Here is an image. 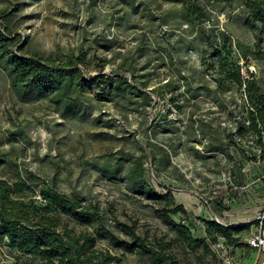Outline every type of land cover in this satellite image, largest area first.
I'll list each match as a JSON object with an SVG mask.
<instances>
[{
  "label": "rangeland",
  "instance_id": "374dc122",
  "mask_svg": "<svg viewBox=\"0 0 264 264\" xmlns=\"http://www.w3.org/2000/svg\"><path fill=\"white\" fill-rule=\"evenodd\" d=\"M263 30L238 2L0 0V31L12 41L0 53L57 69L72 61L86 81L65 95L74 106L63 103L62 116L51 97L17 92L2 59L0 179L31 178L37 206L46 184L100 208L107 235L95 247L117 264H258L248 241L264 209V105L256 131L245 89L254 80L264 93ZM101 75L132 89L106 95L93 85ZM138 179L161 198L138 193ZM124 227L150 252L130 251ZM33 262L0 242V264Z\"/></svg>",
  "mask_w": 264,
  "mask_h": 264
},
{
  "label": "trees",
  "instance_id": "16d2710c",
  "mask_svg": "<svg viewBox=\"0 0 264 264\" xmlns=\"http://www.w3.org/2000/svg\"><path fill=\"white\" fill-rule=\"evenodd\" d=\"M233 5L238 2V9L244 15L246 24L253 29L259 26L264 29V0H218ZM264 32V30H263ZM12 41L0 31L1 49ZM5 60V69L12 79L13 88L35 90L39 95L51 97L58 106L57 110L65 116V110L60 109L62 104L69 108L74 106L73 99H64L65 95L77 84L85 85L77 65L70 61L57 69L52 59L45 61L32 60L17 56L9 51L0 53V62ZM239 66V65H238ZM237 80L241 79L240 68L237 67ZM104 84L106 95L114 98L124 95L131 85L123 76L108 77L101 75L93 85ZM102 92V91H101ZM246 101L251 105L250 118L253 128L258 130V115L264 105V93L258 84L252 80L247 83ZM99 94H103L100 93ZM264 153V143L260 140ZM31 178L17 177L12 182L0 179V242L7 240L9 247L30 257L39 258V263L32 264H117L116 258L110 253L98 250L95 247L96 238L106 236L105 219L100 208L83 204L77 196H68L57 192L46 184L40 192L43 206L35 205V191L29 185ZM138 193L148 190V194L161 198L142 180L134 182ZM67 216L69 221L80 225H95V233L77 234L61 217ZM219 232L225 228L216 225ZM124 232L131 239V251L141 247L150 252L141 236L129 227ZM123 244L127 242L121 241ZM157 259V257H156ZM162 262L158 258L156 264Z\"/></svg>",
  "mask_w": 264,
  "mask_h": 264
},
{
  "label": "built area",
  "instance_id": "2783aa9c",
  "mask_svg": "<svg viewBox=\"0 0 264 264\" xmlns=\"http://www.w3.org/2000/svg\"><path fill=\"white\" fill-rule=\"evenodd\" d=\"M212 214L215 216L213 211ZM252 223H256V230L249 238L248 243L250 247L256 249L260 254V261L258 264H264V209Z\"/></svg>",
  "mask_w": 264,
  "mask_h": 264
}]
</instances>
